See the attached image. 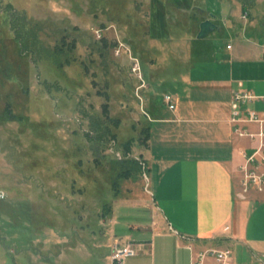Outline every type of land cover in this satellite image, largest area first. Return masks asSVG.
Masks as SVG:
<instances>
[{
	"label": "rangeland",
	"instance_id": "obj_1",
	"mask_svg": "<svg viewBox=\"0 0 264 264\" xmlns=\"http://www.w3.org/2000/svg\"><path fill=\"white\" fill-rule=\"evenodd\" d=\"M238 5L0 0V264H109L115 240H139L132 226L149 224L148 207L119 200L147 192L139 151L149 118L128 54L113 53L116 39L164 80L150 93L165 106V93L188 71L175 58L179 40L190 39L202 12L225 18ZM98 28L106 45L95 38ZM121 168L127 179L118 177Z\"/></svg>",
	"mask_w": 264,
	"mask_h": 264
},
{
	"label": "crops",
	"instance_id": "obj_2",
	"mask_svg": "<svg viewBox=\"0 0 264 264\" xmlns=\"http://www.w3.org/2000/svg\"><path fill=\"white\" fill-rule=\"evenodd\" d=\"M237 1L235 12L225 18L202 12L190 39L179 40L175 58L188 71L182 81L175 80L172 92L165 93L173 109L157 104L151 84L159 86L164 80L140 64L149 118L139 151L147 168V192L119 201L123 206L138 204V210L146 203L149 224L132 226L140 232L139 240H131V235L115 240L109 264L111 247L126 241L138 252L125 264H191L193 255L206 248L231 250V264H264V185L262 190H240L241 168L257 150L264 156V138L257 136L256 123H239L237 128L244 132L239 135L230 122V101L239 85L258 97L242 111L254 110L264 117V100L259 98L264 96V0ZM207 19L216 27L198 39L199 25ZM144 37L143 33L138 39ZM147 61L154 64L156 58ZM255 168L264 173V162ZM206 264H213L212 258Z\"/></svg>",
	"mask_w": 264,
	"mask_h": 264
},
{
	"label": "built area",
	"instance_id": "obj_3",
	"mask_svg": "<svg viewBox=\"0 0 264 264\" xmlns=\"http://www.w3.org/2000/svg\"><path fill=\"white\" fill-rule=\"evenodd\" d=\"M246 16L247 14L245 13L243 15V18H246ZM93 32L95 38L98 40L102 39L105 35L103 29H94ZM227 48H230V46L228 45ZM113 53L115 56H119L122 53L128 54L131 63L130 73L139 82V85L135 88V96L139 99L141 106L142 98L139 95V92L145 87V83L143 80L139 60L132 55L130 49L121 40L116 39V44L113 49ZM257 98L258 97L253 96L250 92L243 90L241 88V85H239V88L233 92L230 101V122L231 124H233V126H235V132H237L239 135L244 134V132H241L237 128V125L239 123L247 122L258 124L260 129L257 133V136L262 139L264 138V117L254 110L242 111V106H244L247 102ZM259 98L264 100V96ZM164 102L168 105L170 109L174 108L170 95H164ZM143 113L146 114V116L148 117L145 111H143ZM259 150L248 156L246 158L245 166L241 168V185L243 193H246L249 188L262 190V187L264 185V173H259L255 168L257 164L264 162V156L259 155ZM258 156L260 157L259 159ZM4 197V192L0 191V200L4 199ZM187 247L189 250L193 249L191 244H188ZM137 252V248L130 241H126L124 243H116L111 248L110 264H125V260L128 257L135 256ZM231 256L232 253L229 249L206 248L196 252L195 255H193L191 264H206V260L208 258H212L213 264H231Z\"/></svg>",
	"mask_w": 264,
	"mask_h": 264
},
{
	"label": "trees",
	"instance_id": "obj_4",
	"mask_svg": "<svg viewBox=\"0 0 264 264\" xmlns=\"http://www.w3.org/2000/svg\"><path fill=\"white\" fill-rule=\"evenodd\" d=\"M153 11V10H152ZM158 12V11H157ZM155 11H153V18H154V16H155ZM163 14V13H162ZM163 16V15H162ZM161 19H162V17H161ZM161 19H160V21H161ZM152 24H156V26H153V28L154 29H156V30H159V28H158V26H157V23L159 24V22L158 21H156L155 19H152ZM161 23H162V21H161ZM160 25V24H159ZM100 40H102L103 41V43L106 45L107 43H106V39L103 37L102 39H100ZM104 111H103V113L105 114V116L106 117H108V114H107V106L106 105H104V109H103ZM112 121V120H111ZM113 137H114V135H113ZM146 138V129L144 130V136H143V139H145ZM129 141L125 144V148H129ZM127 174H128V170L127 169H123V168H121V170H120V172L118 173V177L119 178H124V179H127ZM112 187H113V189L115 190V191H118L117 189H118V183H117V181H113V183H112ZM109 210V208L107 209V211Z\"/></svg>",
	"mask_w": 264,
	"mask_h": 264
},
{
	"label": "water",
	"instance_id": "obj_5",
	"mask_svg": "<svg viewBox=\"0 0 264 264\" xmlns=\"http://www.w3.org/2000/svg\"><path fill=\"white\" fill-rule=\"evenodd\" d=\"M215 27L216 26L208 19L202 21L199 25V31L196 37L198 39L204 38Z\"/></svg>",
	"mask_w": 264,
	"mask_h": 264
}]
</instances>
